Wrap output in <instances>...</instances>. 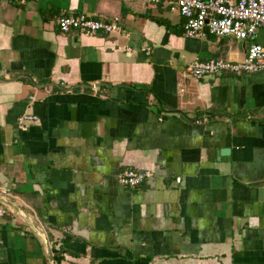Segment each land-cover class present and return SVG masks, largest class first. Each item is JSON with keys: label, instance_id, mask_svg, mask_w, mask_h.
<instances>
[{"label": "crops", "instance_id": "obj_1", "mask_svg": "<svg viewBox=\"0 0 264 264\" xmlns=\"http://www.w3.org/2000/svg\"><path fill=\"white\" fill-rule=\"evenodd\" d=\"M79 14L118 31H58ZM184 24L163 3L0 0V196L23 214L0 203V264H264V75L187 73L264 29ZM126 169L150 176L126 188Z\"/></svg>", "mask_w": 264, "mask_h": 264}, {"label": "built area", "instance_id": "obj_2", "mask_svg": "<svg viewBox=\"0 0 264 264\" xmlns=\"http://www.w3.org/2000/svg\"><path fill=\"white\" fill-rule=\"evenodd\" d=\"M128 3L132 0H120ZM144 4L163 3L168 9L185 20L184 34L187 38L199 39L208 33L214 37H232L236 40H251L257 29H264V0H140ZM59 32L76 31L85 34H110L118 31L117 21L101 22L86 15L58 17ZM187 73L195 80L222 74L264 75V46L252 43L242 61H194L187 67ZM25 120H30L27 118ZM150 174L141 176L133 169L119 174V184L126 188L138 186ZM8 210L0 206V218Z\"/></svg>", "mask_w": 264, "mask_h": 264}, {"label": "water", "instance_id": "obj_3", "mask_svg": "<svg viewBox=\"0 0 264 264\" xmlns=\"http://www.w3.org/2000/svg\"><path fill=\"white\" fill-rule=\"evenodd\" d=\"M0 203H3V204H5L6 206H8V207L11 209V211H13L14 213H16V214H22L21 212L17 211V209H15L11 203L7 202V201L5 200V198L2 197V196H0ZM22 215H23V214H22ZM31 227H32L35 231H38L39 233H42V232L40 231V229H39L36 225H34L33 223L31 224Z\"/></svg>", "mask_w": 264, "mask_h": 264}, {"label": "trees", "instance_id": "obj_4", "mask_svg": "<svg viewBox=\"0 0 264 264\" xmlns=\"http://www.w3.org/2000/svg\"><path fill=\"white\" fill-rule=\"evenodd\" d=\"M56 261V260H55Z\"/></svg>", "mask_w": 264, "mask_h": 264}]
</instances>
